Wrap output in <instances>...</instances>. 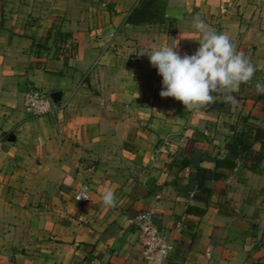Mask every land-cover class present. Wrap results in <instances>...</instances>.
<instances>
[{
  "label": "crops",
  "instance_id": "0c3cea01",
  "mask_svg": "<svg viewBox=\"0 0 264 264\" xmlns=\"http://www.w3.org/2000/svg\"><path fill=\"white\" fill-rule=\"evenodd\" d=\"M139 1L0 0V264H148L130 224L141 211L173 245L163 264H264V154L256 172L239 164L207 182L208 203L190 177L214 169L245 118L264 130V101L214 93L186 111L161 98L148 57L162 46L192 55L199 16L262 83L264 0H162L161 22L127 24ZM31 90L55 110L31 117ZM83 185L90 201L75 202Z\"/></svg>",
  "mask_w": 264,
  "mask_h": 264
},
{
  "label": "clouds",
  "instance_id": "9594fccd",
  "mask_svg": "<svg viewBox=\"0 0 264 264\" xmlns=\"http://www.w3.org/2000/svg\"><path fill=\"white\" fill-rule=\"evenodd\" d=\"M192 28L200 34L199 48L192 54L181 55L176 47L162 46L149 57L152 67L162 77L161 98H173L186 111H199L223 95L226 102H236L242 84L250 83L256 68L243 52H237L230 37L217 33L199 16L192 20ZM256 94H264V83L255 84ZM88 199L87 191L77 198ZM106 208L115 207L117 198L111 189L101 197Z\"/></svg>",
  "mask_w": 264,
  "mask_h": 264
},
{
  "label": "trees",
  "instance_id": "16d2710c",
  "mask_svg": "<svg viewBox=\"0 0 264 264\" xmlns=\"http://www.w3.org/2000/svg\"><path fill=\"white\" fill-rule=\"evenodd\" d=\"M163 15L162 0H140L127 16L126 23L130 25L159 23L162 21ZM62 37L60 39L63 40L64 36ZM239 93L243 98L252 97L258 101H264V94L257 95L255 83L252 82L242 84ZM242 123V130L235 133L226 144V156L223 159H214V169L208 170L198 167L190 175L193 184L196 186L193 194L194 199L208 203L211 189L207 182L225 177L227 172L235 169L239 164L252 172L258 170L264 150L254 153L252 148L255 143H261V148L264 149V130L250 121L249 118H245ZM187 212H190V208Z\"/></svg>",
  "mask_w": 264,
  "mask_h": 264
},
{
  "label": "built area",
  "instance_id": "2783aa9c",
  "mask_svg": "<svg viewBox=\"0 0 264 264\" xmlns=\"http://www.w3.org/2000/svg\"><path fill=\"white\" fill-rule=\"evenodd\" d=\"M62 47L66 54L73 55L71 42L64 40ZM55 108L56 106L51 104L49 97L40 91L31 90L24 95V109L31 117L46 116L52 113ZM85 190L88 193V199L78 200V196ZM74 200L79 203L89 202V188L83 185L75 192ZM130 224L137 232L138 242L142 246L143 259L148 264H163L173 251V245L169 243L165 234L152 223L151 212H138L131 218Z\"/></svg>",
  "mask_w": 264,
  "mask_h": 264
},
{
  "label": "water",
  "instance_id": "95a60500",
  "mask_svg": "<svg viewBox=\"0 0 264 264\" xmlns=\"http://www.w3.org/2000/svg\"><path fill=\"white\" fill-rule=\"evenodd\" d=\"M56 102V100L54 101V103Z\"/></svg>",
  "mask_w": 264,
  "mask_h": 264
}]
</instances>
